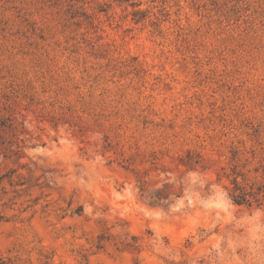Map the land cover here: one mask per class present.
<instances>
[{"label": "rangeland", "instance_id": "1", "mask_svg": "<svg viewBox=\"0 0 264 264\" xmlns=\"http://www.w3.org/2000/svg\"><path fill=\"white\" fill-rule=\"evenodd\" d=\"M0 264H264V0H0Z\"/></svg>", "mask_w": 264, "mask_h": 264}, {"label": "trees", "instance_id": "2", "mask_svg": "<svg viewBox=\"0 0 264 264\" xmlns=\"http://www.w3.org/2000/svg\"><path fill=\"white\" fill-rule=\"evenodd\" d=\"M229 197L234 203L238 205H250L252 203L250 196L243 192V190L239 189L237 185H235V193L230 194Z\"/></svg>", "mask_w": 264, "mask_h": 264}]
</instances>
